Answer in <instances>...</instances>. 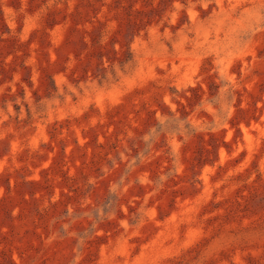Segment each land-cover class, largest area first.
Listing matches in <instances>:
<instances>
[{
  "label": "rangeland",
  "instance_id": "obj_1",
  "mask_svg": "<svg viewBox=\"0 0 264 264\" xmlns=\"http://www.w3.org/2000/svg\"><path fill=\"white\" fill-rule=\"evenodd\" d=\"M0 264H264V0H0Z\"/></svg>",
  "mask_w": 264,
  "mask_h": 264
}]
</instances>
